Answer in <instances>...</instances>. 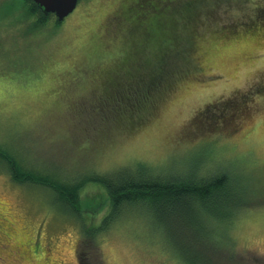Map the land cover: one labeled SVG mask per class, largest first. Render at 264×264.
<instances>
[{
    "label": "rangeland",
    "instance_id": "rangeland-1",
    "mask_svg": "<svg viewBox=\"0 0 264 264\" xmlns=\"http://www.w3.org/2000/svg\"><path fill=\"white\" fill-rule=\"evenodd\" d=\"M129 1L78 0L36 23L24 0H0V144L65 180L226 174L222 198L189 211L199 227L145 202L105 221L99 182L83 183L76 216L0 161V264H264V0H195L152 45L127 30Z\"/></svg>",
    "mask_w": 264,
    "mask_h": 264
},
{
    "label": "trees",
    "instance_id": "trees-1",
    "mask_svg": "<svg viewBox=\"0 0 264 264\" xmlns=\"http://www.w3.org/2000/svg\"><path fill=\"white\" fill-rule=\"evenodd\" d=\"M24 2L28 7L27 12L29 14H37L36 23H38V20H47L49 15L53 14L51 12H42L37 3L33 0H24ZM163 2L164 0H158V2H155V0H130L127 6H125V9H128L124 10L125 12L134 13V15L137 16H134L136 23L130 24L132 25L130 28L131 33L135 34L137 31H141V33H138V36L141 38L146 37V40L151 45L155 33H177L176 30L179 18H188L187 14L188 12L191 14V12L188 9L187 4L192 6L193 3H195V0H170L173 4L171 9H167L166 6L164 7L165 4H163ZM140 5H144V8L141 13L138 14L136 8ZM162 9L164 14L161 13ZM173 10H176V13L173 12ZM115 13V11L110 12L109 16L113 17ZM119 13L122 19H126L128 16L123 15V9L122 11L120 10ZM3 14H5L4 9L1 11V15ZM152 15L156 16V21L154 23L150 21ZM160 16H162L161 19H159ZM54 17L57 23H60L62 20H58L55 15ZM112 17L107 19V21ZM145 22L147 25L146 27ZM127 29L129 30L128 27ZM179 31H181L180 27ZM144 47L145 45L143 44L142 49H144ZM122 81L123 80L120 79L119 83L110 85V87H115ZM18 159L19 158L14 156L8 147L0 144V161L7 167L8 171H10L11 179L17 182H34L48 185V187L54 192L59 204L76 216H79L78 200L83 183L86 180L99 182L110 197V210L104 217L105 221L108 219L110 220L115 212L121 208V205L125 203L133 202L131 204H140L145 202V207L146 204L152 206L155 214L162 221L167 220L166 217H169L170 219L175 215H179L175 211V209L179 207L181 213L186 212V216H183L182 214L180 215L185 221L184 226L192 227L191 225H198L199 227L200 223L194 222L192 215L196 214L197 212L195 210L199 211L198 208L200 207L194 209L193 206H201L202 209L206 210V204H209L211 197L223 193L222 190L224 183L227 181L226 174H217L209 176L208 178H197L192 176V178H167L153 176L149 174L146 169L142 170L140 168H135L133 170H114L116 172L112 174L95 173L90 176H83L79 179L74 178L71 180H65L54 176L52 173L36 172L31 168H25L22 166H20V168L17 164ZM219 198L222 197L218 196L217 199ZM189 211L192 212V215H190ZM200 214H204V211ZM100 224L99 228L106 225L104 221ZM83 229L85 235L90 233L88 227L83 226ZM196 259H198V257L194 258V256H190L189 260L194 261Z\"/></svg>",
    "mask_w": 264,
    "mask_h": 264
},
{
    "label": "water",
    "instance_id": "water-1",
    "mask_svg": "<svg viewBox=\"0 0 264 264\" xmlns=\"http://www.w3.org/2000/svg\"><path fill=\"white\" fill-rule=\"evenodd\" d=\"M44 13H53L58 20L63 19L78 0H33Z\"/></svg>",
    "mask_w": 264,
    "mask_h": 264
},
{
    "label": "flooded vegetation",
    "instance_id": "flooded-vegetation-1",
    "mask_svg": "<svg viewBox=\"0 0 264 264\" xmlns=\"http://www.w3.org/2000/svg\"><path fill=\"white\" fill-rule=\"evenodd\" d=\"M143 6H144V5H142V6L140 5V6H138V7L136 8V12H137L138 14L141 13L142 9L144 8ZM115 14H116V16L118 17L120 23H122L123 19H122L120 13L118 12V13H115ZM113 15H114V14H113ZM130 16H131V17H134V16H136V15H134V13H130ZM136 17H137V16H136ZM124 20H125V19H124ZM131 23H132V22L129 21V24H131ZM131 26H132V25H129L128 28L130 29ZM127 30H128V29H127ZM121 71H122V70H121Z\"/></svg>",
    "mask_w": 264,
    "mask_h": 264
}]
</instances>
